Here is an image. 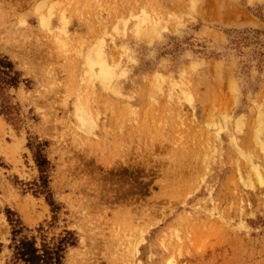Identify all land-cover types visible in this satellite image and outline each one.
<instances>
[{
    "label": "rangeland",
    "instance_id": "rangeland-1",
    "mask_svg": "<svg viewBox=\"0 0 264 264\" xmlns=\"http://www.w3.org/2000/svg\"><path fill=\"white\" fill-rule=\"evenodd\" d=\"M0 53V264L6 208L66 264H264V0H0Z\"/></svg>",
    "mask_w": 264,
    "mask_h": 264
},
{
    "label": "trees",
    "instance_id": "trees-1",
    "mask_svg": "<svg viewBox=\"0 0 264 264\" xmlns=\"http://www.w3.org/2000/svg\"><path fill=\"white\" fill-rule=\"evenodd\" d=\"M20 83V74L14 63L0 53V91L10 87H17ZM13 105L8 101L0 103V114L11 120ZM45 143H36L33 158L38 168V182L32 183L31 189L35 194H46V200L51 206L53 219L58 212L48 187V170L50 162L43 152ZM29 146L30 145L29 143ZM33 147V146H32ZM6 218L11 227L8 248L11 251L7 264H66L65 255L70 247L77 243L76 233L73 230L63 229L58 234L48 235L43 223L35 227V234L28 235L29 229L22 223L17 213L6 208Z\"/></svg>",
    "mask_w": 264,
    "mask_h": 264
},
{
    "label": "bare ground",
    "instance_id": "bare-ground-1",
    "mask_svg": "<svg viewBox=\"0 0 264 264\" xmlns=\"http://www.w3.org/2000/svg\"><path fill=\"white\" fill-rule=\"evenodd\" d=\"M107 73H109V72H107ZM261 145L264 147V141L261 142Z\"/></svg>",
    "mask_w": 264,
    "mask_h": 264
}]
</instances>
